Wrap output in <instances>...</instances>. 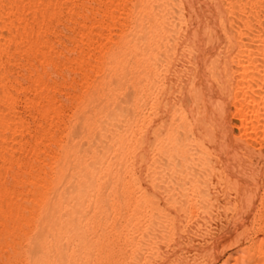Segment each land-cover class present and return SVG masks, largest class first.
Wrapping results in <instances>:
<instances>
[{
	"label": "rangeland",
	"instance_id": "rangeland-1",
	"mask_svg": "<svg viewBox=\"0 0 264 264\" xmlns=\"http://www.w3.org/2000/svg\"><path fill=\"white\" fill-rule=\"evenodd\" d=\"M137 2L0 0V264H193L174 258L210 210L227 238L204 264L264 261V160L214 202L182 170L133 183L146 108L145 49L127 21ZM73 182L79 215L63 195Z\"/></svg>",
	"mask_w": 264,
	"mask_h": 264
},
{
	"label": "bare ground",
	"instance_id": "bare-ground-1",
	"mask_svg": "<svg viewBox=\"0 0 264 264\" xmlns=\"http://www.w3.org/2000/svg\"><path fill=\"white\" fill-rule=\"evenodd\" d=\"M127 19L145 49L133 183L146 189L150 175L182 170L203 201L222 199L248 161L264 160V0H138ZM78 188L73 182L63 190L77 201L75 215ZM227 222L212 210L198 214L191 233L197 242L181 240L174 259L204 264L226 240Z\"/></svg>",
	"mask_w": 264,
	"mask_h": 264
}]
</instances>
